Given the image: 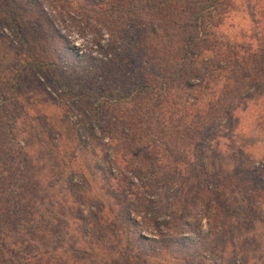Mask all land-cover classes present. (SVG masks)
<instances>
[{
	"label": "trees",
	"instance_id": "obj_1",
	"mask_svg": "<svg viewBox=\"0 0 264 264\" xmlns=\"http://www.w3.org/2000/svg\"><path fill=\"white\" fill-rule=\"evenodd\" d=\"M0 1V22L12 32L22 69L62 78L65 113L83 120L80 137L109 138L95 167L119 208L126 250L208 264L233 244L237 220H264V161L231 172L210 169L206 158L239 101L252 94L247 81L259 85L264 72L260 45L207 38L231 0H85L88 20L113 31L104 43L94 37L97 55L69 52L41 0ZM248 7L254 17L257 9ZM197 58L201 64L193 66ZM105 72L110 83L100 84ZM15 73L11 86L10 79L0 84V239L23 220L36 231L41 222L27 209L39 194L30 174L34 158L21 147V162L10 151L21 85ZM213 85L223 87L222 95L203 100V89ZM256 124L264 125V113ZM42 254L13 261L48 264Z\"/></svg>",
	"mask_w": 264,
	"mask_h": 264
},
{
	"label": "rangeland",
	"instance_id": "obj_2",
	"mask_svg": "<svg viewBox=\"0 0 264 264\" xmlns=\"http://www.w3.org/2000/svg\"><path fill=\"white\" fill-rule=\"evenodd\" d=\"M41 1L55 18L69 52L97 55L94 40L101 35L102 43L111 38L113 31L100 29L94 20H88L85 0ZM231 3L217 26L208 29L207 38L217 45L250 41L255 48L260 45L264 52V0H231ZM249 4L257 9L254 17L248 13ZM2 11H7L6 7ZM3 13H0L1 19ZM5 25L0 22V84L10 79L11 86L16 71L20 72L21 82L18 108L14 111L17 122L10 124V141H13L10 151L13 149L17 154L22 147L34 158L30 174L39 197L35 194L37 200L27 209L31 217L41 222L37 231L30 230L25 220L19 222V231L9 228L7 236L0 239V264H10L14 259L23 261L37 250L43 253L44 262L48 264H197L165 255L138 257L135 250H126L119 208L95 167L101 151L107 150L109 138L80 137L83 120L79 114L65 113L68 97L61 94L58 84L62 78L22 69L19 48ZM125 45L129 46L127 42ZM192 62L193 66L201 64L198 58ZM106 74L97 80L100 84L110 83ZM260 80L259 85L247 81V93L252 94L244 95L229 126L211 142L206 155L210 169L223 167L235 172L238 167L248 169L264 161V125L256 124L258 116L264 113V72ZM65 83L67 81L63 80L62 85ZM70 86L78 88L77 84ZM222 88L213 85L203 89V100L221 96ZM8 147L6 145L5 150ZM22 157L23 154H17L16 160L22 162ZM234 224L239 228L234 230L233 244L219 250L207 263L264 264V220L251 219L247 226H242L239 220Z\"/></svg>",
	"mask_w": 264,
	"mask_h": 264
}]
</instances>
